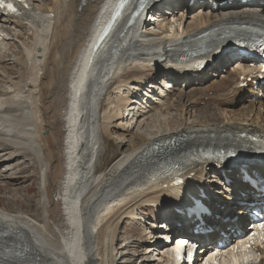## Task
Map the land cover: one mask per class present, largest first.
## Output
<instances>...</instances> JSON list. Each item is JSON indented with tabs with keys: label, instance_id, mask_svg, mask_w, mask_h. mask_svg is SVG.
<instances>
[{
	"label": "bare ground",
	"instance_id": "bare-ground-1",
	"mask_svg": "<svg viewBox=\"0 0 264 264\" xmlns=\"http://www.w3.org/2000/svg\"><path fill=\"white\" fill-rule=\"evenodd\" d=\"M47 1L45 8L16 3L18 13L12 16L0 8V42L18 40L21 34L16 29L23 31L24 26L33 38L30 47L21 46L22 57H13L19 63L15 78L0 51V182L28 179L18 166L30 163L39 193L33 212L12 213L0 205V264H118L124 254L120 251L131 247L122 243L116 252L118 229L126 219L138 220V212L153 226L161 218L171 226L181 223L178 238L198 225L212 230L198 237L204 247L206 241L214 248L221 241L230 255L235 247L242 248L241 237L231 231L230 211L239 201V213L247 217L246 202L259 201L261 192L243 183L248 174L240 168L222 174L213 165L220 150H249L264 140V90L253 91L246 84L251 94L248 106L234 110L230 118L223 107L241 99L240 89L235 91L241 82L232 67L226 74L220 72L215 82L226 54L214 62L228 42L226 31L264 25V0L222 5L220 0H192L191 5V0H142L135 17L132 11L139 0H130L99 53L88 59L87 47L116 0ZM194 7L196 13L189 15ZM146 27L153 32L148 34ZM211 66L214 70L208 75ZM160 74L168 80L165 95L153 97V80ZM176 85L193 86L185 94L194 92L196 98L207 86V102L194 109L197 114L191 120L184 116L203 100L183 95L187 96L183 103L181 94L170 99ZM138 92L145 103L139 101ZM104 99L107 105L102 109ZM130 112L133 122L125 123ZM149 112H156L154 120L164 118L145 124ZM139 123L144 133L131 138L122 154L106 165L105 139L113 131L127 133ZM248 135L257 141L251 142ZM115 142L123 147V140ZM154 143L160 147L153 149ZM210 174L211 183H230L236 195L232 203L203 198L209 216L193 208L189 199L174 204L184 191L198 194L195 184ZM254 174L256 180L264 178V169L256 168ZM177 178L182 180L178 186ZM153 211L156 214L150 215ZM139 257L140 264L153 263L144 254Z\"/></svg>",
	"mask_w": 264,
	"mask_h": 264
},
{
	"label": "rangeland",
	"instance_id": "rangeland-1",
	"mask_svg": "<svg viewBox=\"0 0 264 264\" xmlns=\"http://www.w3.org/2000/svg\"><path fill=\"white\" fill-rule=\"evenodd\" d=\"M26 1L33 5L32 8H37V7L45 8V5L48 3L47 0H26ZM263 7H264V4H263ZM196 10H197V8L194 7V9H192L189 12V15H191L192 13H196L195 12ZM148 19L149 18L146 19L147 20L146 22H148ZM172 19H174V21L172 20L173 24L177 25L178 24L177 17L174 16ZM151 22H150V24H151ZM9 27L13 28L12 26H9ZM16 30H18L17 32L21 34V37H19L18 40L9 41V42L5 41L3 43L0 42V51L2 53L4 52L3 55L6 56V59H7L6 62H7V65H9L8 70L11 72L10 75L12 77L14 76L13 78L16 77L15 70L17 68H19V63L17 61L15 62L14 58L22 57L23 47H21V46H27L28 44H31L33 41V38L30 35L29 30L27 29L26 26H24L23 31L19 30V29H16ZM145 30L149 31V28L146 27ZM141 31H143V29H141ZM27 47H30V46L28 45ZM215 67H216V65H215ZM213 70H214V67L211 66L210 68H208V70L206 72L207 73H208V71L212 72ZM229 71H230V69H229ZM226 73H222V74H226ZM164 80L168 81L164 75L160 74V75H158V77L154 81V82H156V86L153 85V87H155V90H159L157 92V94L165 95V93H164L165 89L163 88V86H165ZM213 80L215 82H217L215 80V78H213ZM169 85H171V84H169ZM159 86H161V88ZM192 87L193 86L186 87V88L182 89V87H179L178 85H176L175 91L171 93L170 99H174V97L181 94L180 96L190 95L193 98L192 100H196V99H202L203 100L200 103L198 102L197 104H193V106H191L189 108L190 112L188 113L187 116L186 115L184 116L185 120L186 119L191 120L192 118H194L197 114L195 112V110H196V108H198V105L199 104H205V102H207L205 100V97L208 94V91L206 89L207 86L202 87V88H205L204 91L201 92L199 90V92L197 94V98H196V95L194 92H191L189 94H185V93H188L192 89ZM237 89H239V88H235V91H237ZM147 91L150 92V90H148V89H147ZM167 91H169V90H166V92ZM241 95H243V96H241ZM150 96H151V94H150ZM154 96H157V95H154ZM237 96L241 97V99H239V101H236L231 106L227 105L226 107H223L226 109L227 112H229L230 118H233L234 115L232 112L234 110H236V109L241 110L242 108H246L248 106V98L250 96H249L247 91H244V92L241 91L237 94ZM182 99H183L182 102L186 103L187 96H183ZM106 102H107V99H104L103 100V106L104 107L102 109H104L106 107V105H107ZM172 103L173 102H171L170 105H172ZM140 105H141V103H139V106ZM202 106H199V107H202ZM136 108H138L137 105H136ZM136 108H134L135 111H136ZM257 108L258 107L256 106L255 107L256 112L258 111ZM242 111H244V109H242ZM170 112L173 113L172 111H170ZM154 113H156V112H154ZM154 113H151V112L146 113V116L144 118L145 124L148 121H151L152 119L154 120V117H153ZM261 114L264 115V113H262V111H261ZM131 116H132V112L128 113V115H126V117H124V122L125 123H128V122L132 123L133 119L130 121ZM161 117L162 116L160 115V118L157 117L155 119L156 120L160 119L162 121L164 117H162V118ZM156 120H154V121H156ZM139 124H137L138 126H136L134 129L128 130L127 133L126 132H120V131H113L110 138L108 140L105 139L107 147L105 148V152H103V156H104V158H106L105 160H107L106 165H110L111 163H113L122 154L123 150L127 147V144L131 138H137V136H136L137 134L144 133L143 130L145 127L143 125H141V123H139ZM132 126H133V124L131 125V127ZM118 140H123V143H121V145L123 147H120L115 142ZM107 142H108V144H107ZM119 144H120V142H119ZM18 167H21L20 168L21 176H26V177L29 176V178L28 179L23 178V179H20L18 181L9 180V179L2 180L0 182V205L4 206L8 211H10L12 213L23 212V211L33 212L37 209V201L39 199L38 185H37L38 178L33 173L34 169L30 163H24L23 165H20ZM18 167H16V168H18ZM210 177H212L211 174L209 175V177L207 176L205 178L206 184H208V185L210 184V183H207L209 181V179H211ZM221 189L222 188L218 186V191L220 192V194L221 195L223 194L222 196H225L226 194L224 193L223 189L222 190ZM30 196H32V197H30ZM26 199H29V202H27V201L24 202V200H26ZM152 214H156L155 211H153V213H151L150 215H152ZM140 215H142V214H139V212H138L137 216H136L137 218H139L138 220H135L133 218L124 220L118 229L117 241L115 243L116 252L119 253L118 248L120 246H122L123 244L124 245L128 244L131 246L130 248H127V250L123 249L120 251V253L123 252L124 254L121 255V257L118 259V264H140L142 262L140 259V257H142V256L139 257L140 254H144L145 257H150L151 260L153 261L152 264H170L169 260H165V258L164 259L160 258V257H162L161 249H163L164 246L166 247V245L159 243V241L161 240V234H163V233H161L159 231V229L157 228V229H153L154 234L153 233L151 234L149 229L153 228L152 227L153 225L150 224L149 222H143V219H142L143 215L142 216H140ZM160 222H163V221L161 220ZM142 223H144V224H142ZM235 248L241 249L239 247H235ZM230 257H235L233 259V260H235V262H233L232 264H242V262H241L242 260L249 261V262H252L254 260V255L250 252L245 253L244 255L235 254L234 256H230ZM145 260H147V259H145ZM146 262H149V260H147ZM221 264H229V259L227 257L224 258V261Z\"/></svg>",
	"mask_w": 264,
	"mask_h": 264
},
{
	"label": "snow or ice",
	"instance_id": "snow-or-ice-1",
	"mask_svg": "<svg viewBox=\"0 0 264 264\" xmlns=\"http://www.w3.org/2000/svg\"><path fill=\"white\" fill-rule=\"evenodd\" d=\"M0 8H7L10 12H15V8L12 4H5L4 0H0ZM261 227L264 228V225H261Z\"/></svg>",
	"mask_w": 264,
	"mask_h": 264
}]
</instances>
